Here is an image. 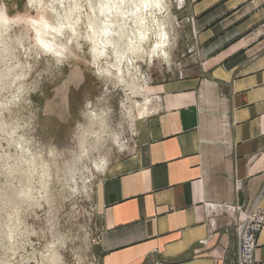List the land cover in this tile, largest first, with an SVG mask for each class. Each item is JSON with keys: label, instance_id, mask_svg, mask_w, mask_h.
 <instances>
[{"label": "rangeland", "instance_id": "obj_1", "mask_svg": "<svg viewBox=\"0 0 264 264\" xmlns=\"http://www.w3.org/2000/svg\"><path fill=\"white\" fill-rule=\"evenodd\" d=\"M163 1L104 0L92 13L82 0L73 35L44 36L50 54L31 20L59 27L57 1L0 0V264H96L103 169L133 146L146 88L177 78L199 48L194 0ZM104 24L113 35L94 61Z\"/></svg>", "mask_w": 264, "mask_h": 264}, {"label": "crops", "instance_id": "obj_2", "mask_svg": "<svg viewBox=\"0 0 264 264\" xmlns=\"http://www.w3.org/2000/svg\"><path fill=\"white\" fill-rule=\"evenodd\" d=\"M194 3V60L146 88L134 144L96 188V264H233L221 206L264 217V0Z\"/></svg>", "mask_w": 264, "mask_h": 264}, {"label": "bare ground", "instance_id": "obj_3", "mask_svg": "<svg viewBox=\"0 0 264 264\" xmlns=\"http://www.w3.org/2000/svg\"><path fill=\"white\" fill-rule=\"evenodd\" d=\"M56 1H57L56 4L60 6V9L63 11L62 13L64 14V18H61L62 17L61 15H57L56 17V22H58L59 27L48 24L45 20H43V18L31 20L32 25H34L39 31V35H38L39 43L50 54L54 53V48L52 47L51 41L43 40L44 36H49V37H52L53 39L54 36L62 35L63 30H68L70 31V34L73 35L75 31L74 25L76 24L75 19H73L74 13L76 12L77 7L79 6L82 0H56ZM86 1L92 13L94 12L100 13V12H105L106 10H108L104 0H97V5L94 7H92V2L88 0ZM115 1H120L122 3L125 2V0H115ZM139 1L140 3H143L147 6L148 5L147 3L150 2L151 0H139ZM153 1L156 2L158 5H161V3L164 2L163 0H153ZM28 3H30L31 5L38 4V6H41L42 4L41 0H28ZM65 4L67 6L66 8H65ZM51 6L54 8L53 4ZM114 13L117 14L116 12ZM114 13H110L109 17H111L112 14ZM88 20H89V17H88ZM7 21H8V17L6 16L4 10L0 9V24H3ZM135 24L139 25L138 23H135ZM94 29L95 31L93 32V34H94V39L96 43V46L94 47V49L96 53H94L93 60L97 61L98 54L100 52V51L98 52V50H101L102 52L105 51V44L107 43L108 39L113 35V30L111 26L105 25V24H104V27L95 26ZM143 37H145V35H143ZM165 39L164 37H160L159 41L156 42V45L153 50L154 53H161V50L165 45ZM130 45L133 48L134 42L130 41ZM113 46H115V42L113 43ZM134 48L136 50L135 45H134ZM137 52L142 53V54L144 53L142 48H138Z\"/></svg>", "mask_w": 264, "mask_h": 264}, {"label": "built area", "instance_id": "obj_4", "mask_svg": "<svg viewBox=\"0 0 264 264\" xmlns=\"http://www.w3.org/2000/svg\"><path fill=\"white\" fill-rule=\"evenodd\" d=\"M228 215L233 219V230L236 237V249L233 264H255L254 252L257 247V237L264 225V217L260 210L242 211L237 207L223 205ZM98 238L95 239L97 244Z\"/></svg>", "mask_w": 264, "mask_h": 264}]
</instances>
